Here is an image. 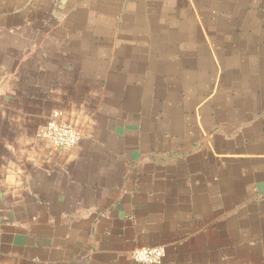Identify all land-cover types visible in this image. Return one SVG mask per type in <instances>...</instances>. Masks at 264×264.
<instances>
[{"label": "crops", "instance_id": "0c3cea01", "mask_svg": "<svg viewBox=\"0 0 264 264\" xmlns=\"http://www.w3.org/2000/svg\"><path fill=\"white\" fill-rule=\"evenodd\" d=\"M145 246L264 264V0H0V264Z\"/></svg>", "mask_w": 264, "mask_h": 264}, {"label": "built area", "instance_id": "2783aa9c", "mask_svg": "<svg viewBox=\"0 0 264 264\" xmlns=\"http://www.w3.org/2000/svg\"><path fill=\"white\" fill-rule=\"evenodd\" d=\"M41 137L54 149L74 148L81 140L80 134L72 127L59 123L56 119L48 122L41 132ZM165 256L160 246H145L132 252L134 264H161Z\"/></svg>", "mask_w": 264, "mask_h": 264}]
</instances>
